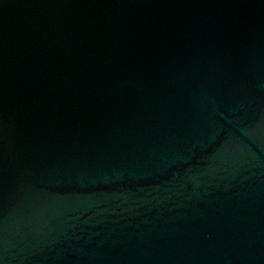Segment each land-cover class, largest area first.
Instances as JSON below:
<instances>
[{
  "label": "water",
  "instance_id": "obj_1",
  "mask_svg": "<svg viewBox=\"0 0 264 264\" xmlns=\"http://www.w3.org/2000/svg\"><path fill=\"white\" fill-rule=\"evenodd\" d=\"M0 264H264V0H0Z\"/></svg>",
  "mask_w": 264,
  "mask_h": 264
}]
</instances>
